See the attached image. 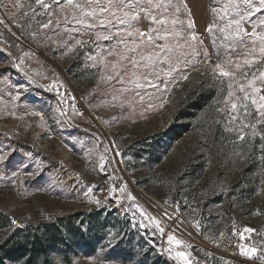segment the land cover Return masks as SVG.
I'll list each match as a JSON object with an SVG mask.
<instances>
[{"label": "rangeland", "instance_id": "1", "mask_svg": "<svg viewBox=\"0 0 264 264\" xmlns=\"http://www.w3.org/2000/svg\"><path fill=\"white\" fill-rule=\"evenodd\" d=\"M18 3L0 0V212L11 220L0 243L24 225L92 211L114 224L96 252L51 264H232V234L264 237V54L251 35L264 33L260 0H234L226 15L228 0H172L175 70L122 58L135 55L125 45L140 44L136 29L165 27L144 13L131 27L101 25L64 0ZM201 94L203 111L167 136L176 108Z\"/></svg>", "mask_w": 264, "mask_h": 264}, {"label": "trees", "instance_id": "2", "mask_svg": "<svg viewBox=\"0 0 264 264\" xmlns=\"http://www.w3.org/2000/svg\"><path fill=\"white\" fill-rule=\"evenodd\" d=\"M202 96L194 101L196 104L181 102L173 115V127L165 132L167 136L172 135L173 131L179 134L186 129V121L191 118L192 110L203 111L208 96L204 95L200 100ZM10 225V218L0 212V228ZM113 226L100 211L68 214L24 225L11 231L0 243V264H51L56 254H60L64 261H69L72 255H92L98 249V241ZM122 245L123 240L120 239L114 247L120 248Z\"/></svg>", "mask_w": 264, "mask_h": 264}, {"label": "snow or ice", "instance_id": "3", "mask_svg": "<svg viewBox=\"0 0 264 264\" xmlns=\"http://www.w3.org/2000/svg\"><path fill=\"white\" fill-rule=\"evenodd\" d=\"M36 4L43 6L44 8L50 7L47 3H45V0H35ZM182 2V0H181ZM246 4L251 5V0H244ZM60 0H53V4H59ZM66 7H71L73 9V14H75L76 10H79V12L82 15H87L91 17H98L102 16L103 19H100L99 22L101 25L105 24H111L112 19H115L117 24H127L129 27L132 26V23L134 21H137L139 19V16L141 13H144L146 16H150L151 20L156 25L165 26L162 28H153L149 30V33H145L143 31H140L139 29H136V33H138L139 37L141 38L140 44L133 43V47L128 48L127 45H125L126 50L128 52H133L135 55L128 56V57H122L123 59H127L128 63L132 65L133 69L136 68H144V69H151L158 66L160 63L167 62L169 65H173L172 70H175V64L179 63V57L175 55V49L172 45H170L168 41V37L171 35L173 37L179 35V33L176 32L175 28L173 27L171 31L166 27L169 23L172 25L176 24V20L172 19L171 21L167 18V7L169 5H172V0H106L105 4H101L100 0H84V3H78L76 0H64ZM260 4L264 6V0H260ZM17 6L22 7V5H19L17 0ZM184 8H187V5H183ZM151 8L161 9V13L159 15V18L156 15H153L150 11ZM237 8V5L234 3V0H228V3H225L224 7L221 9L222 12L226 15L228 11L235 10ZM256 11H260V9H256ZM180 12V7L177 5L175 6V13ZM173 13L172 15H174ZM251 15V13H248ZM108 17H111L112 19H109ZM2 22V21H0ZM81 23L83 21H80ZM51 23V21H49ZM231 23L236 24V34L239 35L240 28H239V21H232ZM95 26V25H92ZM191 26V22H190ZM230 26V25H229ZM43 27H48L47 24L43 25ZM209 31L212 30V26H209ZM221 31H226V29H221ZM155 33V36L152 34ZM129 35H133V33H129ZM245 35H248L245 33ZM252 36H255L260 41V52L261 54H264V33H256L253 31L251 33ZM159 39L164 41V43L157 44L155 43V40ZM192 39H196L195 35H193ZM123 43V41H121ZM176 47H179L177 45ZM145 49H151L145 52ZM192 54L198 55L196 52L195 47L192 48ZM183 55V53H181ZM204 56L207 57L208 53L205 51ZM138 57V58H137ZM250 62V61H246ZM216 69H218L223 76H232L233 74L225 71L224 68L220 64H216ZM239 67V65H237ZM166 75H171V71L166 73ZM185 79L187 77H184ZM151 87H156L154 84H150ZM232 85L229 84V88H231ZM249 87L252 88L253 92H259L260 89L256 88L253 81L249 82ZM241 90H243V85H241ZM233 93L230 91L228 93V96L231 97ZM245 97H248V93L245 92ZM261 101H264V95H261L259 97ZM253 104H256L257 101L255 99L252 100ZM237 105L235 103H232V108L235 109ZM259 107L264 108V104L259 105ZM0 159H3V157H0ZM123 190V189H122ZM246 232H251L253 229L251 228H245ZM169 240H173L172 236H169ZM179 243V241H177ZM257 250L255 248H250L247 251H244L242 249V254L252 256ZM178 255H183V253H178Z\"/></svg>", "mask_w": 264, "mask_h": 264}, {"label": "built area", "instance_id": "4", "mask_svg": "<svg viewBox=\"0 0 264 264\" xmlns=\"http://www.w3.org/2000/svg\"><path fill=\"white\" fill-rule=\"evenodd\" d=\"M229 244L233 251H239L233 256L232 264H264V237H252L248 234L237 236L232 234L229 237ZM250 248H255L257 251L252 256L242 254V249L247 251Z\"/></svg>", "mask_w": 264, "mask_h": 264}]
</instances>
